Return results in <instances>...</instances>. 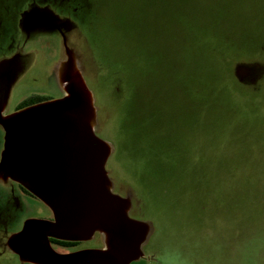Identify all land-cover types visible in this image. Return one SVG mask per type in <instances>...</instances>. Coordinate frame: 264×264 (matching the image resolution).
<instances>
[{"label":"rangeland","instance_id":"obj_1","mask_svg":"<svg viewBox=\"0 0 264 264\" xmlns=\"http://www.w3.org/2000/svg\"><path fill=\"white\" fill-rule=\"evenodd\" d=\"M18 1L0 0L15 45L0 64L23 51L34 67L15 71L1 114L32 93L62 96L72 63L113 150V192L150 225L131 264H264V0ZM31 18L49 29L30 33ZM16 189L0 183V264H22L7 237L51 215Z\"/></svg>","mask_w":264,"mask_h":264},{"label":"water","instance_id":"obj_2","mask_svg":"<svg viewBox=\"0 0 264 264\" xmlns=\"http://www.w3.org/2000/svg\"><path fill=\"white\" fill-rule=\"evenodd\" d=\"M15 60L4 62L11 65ZM63 73L59 98L4 116L0 108V183L19 185L51 214L49 220L26 219L5 245L22 264L137 262L143 258L150 225L131 218L130 198L113 192L106 169L113 150L95 131L92 92L71 62ZM12 84L11 78L0 88L3 104ZM95 236L100 248L72 253L57 252L50 243Z\"/></svg>","mask_w":264,"mask_h":264},{"label":"flooded vegetation","instance_id":"obj_3","mask_svg":"<svg viewBox=\"0 0 264 264\" xmlns=\"http://www.w3.org/2000/svg\"><path fill=\"white\" fill-rule=\"evenodd\" d=\"M26 1L29 3L30 2L34 3V2H37L40 0H32V1L26 0ZM17 3L18 4L25 3V0H19ZM69 16H71V15H69ZM75 18L78 21L79 26L82 27L83 18H85V17H80L78 15V13H75ZM35 21H37V20H34L33 18L28 19V22H30V23L27 25V31H29L30 33H32V32L34 33V31H36V30L43 29V31H45V30L49 29V28L42 27V25H40V21L39 22L38 21L35 22ZM32 24H36V26L35 25L32 26ZM6 26L3 22V16L0 15V47H14L15 45L13 44V42L11 43V45H9L8 40H7V36L5 37V31L6 32L9 31V29ZM2 34L4 36V39H2V37H1ZM58 34H59L58 36H60L61 39H64L65 36L63 35V33L61 31H59ZM54 41L57 42L55 35H54ZM56 45H57V43L54 44V47H53V45L51 46L54 48L55 51L57 50V47H55ZM8 51H6V53ZM22 52H19V51L15 52L14 51L13 54H11V56L8 57V59L14 58V57L16 58V60L11 64V69H9V71L8 70L2 71V66L0 67V77H3L0 79V83H1L0 88H4V85L8 81H10L12 76H14L16 74L15 73L16 70L17 71L20 70V73H21L22 70H25L26 66H30V68L33 69L34 61L32 64L30 63V59H29L31 57L30 52H28V53H24V52L22 53ZM6 53H5V55H6ZM32 56H34V53H32ZM60 96L61 95H51V94L45 96V94L41 95L40 93H32V94L22 98L21 100H19L11 108V111H9L10 109L8 110L9 111L8 114L12 113L16 110L34 105V104L39 103V102H42L44 100L59 98ZM0 99H1V96H0ZM2 105H3V101L1 99L0 100V106L2 107ZM13 185H16L17 186L16 190H19V192L23 193L26 197L35 199L33 196H31L29 193H27L24 189H22L19 185L15 184V183H13ZM49 217L51 219V215ZM50 243H51V246L53 249H57L58 251H61V253H72V252H76V251H80V250H84V249H91V248H88V245L92 244V243H94L95 246L100 248V246L97 245V242L95 241V239H92L90 241H60V240L51 239ZM14 256H16V255H14ZM16 258L18 259L17 256H16Z\"/></svg>","mask_w":264,"mask_h":264},{"label":"trees","instance_id":"obj_4","mask_svg":"<svg viewBox=\"0 0 264 264\" xmlns=\"http://www.w3.org/2000/svg\"><path fill=\"white\" fill-rule=\"evenodd\" d=\"M80 7H81V5L79 6V7H77V10H79V11H77V13H78V15L80 16V17H83V13L85 14V10H84V12H83V9H81L80 10ZM80 11H82L83 13L81 14L80 13ZM86 19H87V17H86V15H85V18H83V24H82V27H83V25L86 23ZM86 29H88V28H86ZM84 32H85V28H84ZM93 35V34H92ZM91 41V46H92V48H94L95 46L98 48V49H100V43H99V41L96 43V41H94V37L92 36V39L90 40ZM96 43V44H95ZM102 48V47H101ZM232 77H233V75H232ZM234 81L236 82V84H237V87H240L239 86V84H238V82L234 79ZM241 88V87H240ZM45 101V100H44ZM114 148V147H113ZM113 155V154H112ZM112 155H111V157H112ZM110 157V158H111ZM110 158L108 159V162L110 161ZM107 162V163H108ZM132 182H134V181H132ZM133 187L134 188H136L137 190H139L140 192H142L143 194H147V191H146V189H144L141 185H139V184H137L136 182H134V185H133ZM133 192L135 193V195H137L138 196V191H136L135 189H133ZM145 195H144V197H145ZM144 200H145V198H144Z\"/></svg>","mask_w":264,"mask_h":264}]
</instances>
